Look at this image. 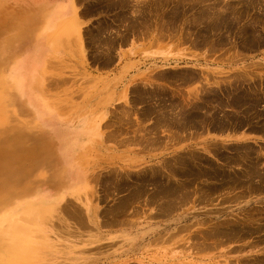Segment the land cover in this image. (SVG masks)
<instances>
[{"label": "rangeland", "instance_id": "rangeland-1", "mask_svg": "<svg viewBox=\"0 0 264 264\" xmlns=\"http://www.w3.org/2000/svg\"><path fill=\"white\" fill-rule=\"evenodd\" d=\"M263 93L264 0H0V218L44 204L37 264H264Z\"/></svg>", "mask_w": 264, "mask_h": 264}, {"label": "bare ground", "instance_id": "bare-ground-1", "mask_svg": "<svg viewBox=\"0 0 264 264\" xmlns=\"http://www.w3.org/2000/svg\"><path fill=\"white\" fill-rule=\"evenodd\" d=\"M60 39V38H59ZM252 75V74H251ZM243 80V79H242ZM243 82V81H242ZM248 91V88H247ZM245 94V93H244ZM264 94V93H263ZM243 96V95H242ZM257 96V95H256ZM262 97V96H261ZM247 98V97H246ZM254 99V98H253ZM264 99V98H263ZM245 100V98H244ZM262 100V99H261ZM246 101V100H245ZM264 101V100H263ZM244 103V102H243ZM249 103V102H248ZM260 104V103H259ZM250 106V105H249ZM240 109V108H239ZM256 111V110H255ZM250 112H252L250 110ZM241 113V112H240ZM241 115V114H240ZM245 116V115H244ZM260 116V115H259ZM258 119V118H257ZM1 121V119H0ZM263 121V120H262ZM218 123V122H217ZM247 123V122H246ZM262 123V122H261ZM258 124V123H257ZM248 127V125H247ZM254 131V130H253ZM252 131V132H253ZM264 134V133H263ZM215 147V146H214ZM246 148V147H245ZM251 148V146H250ZM264 148V147H263ZM242 149V148H241ZM255 151V150H253ZM240 153V152H239ZM238 153V155H239ZM256 153V152H255ZM248 154V153H247ZM257 154V153H256ZM179 155V154H178ZM187 155V154H186ZM254 155V154H253ZM259 155V154H258ZM239 157V156H238ZM188 158V157H187ZM244 158V157H243ZM242 158V159H243ZM256 158V157H255ZM194 159V158H193ZM175 160V159H174ZM244 160V159H243ZM262 160V159H261ZM194 161V160H193ZM192 161V162H193ZM198 161V160H197ZM251 162V160H249ZM179 162V161H178ZM199 162V161H198ZM227 162V161H226ZM245 162V161H244ZM248 163V162H247ZM260 163V162H259ZM225 164V163H224ZM228 164V163H227ZM239 164V163H237ZM173 165V164H172ZM254 165V164H253ZM259 165V164H258ZM257 165V167H258ZM159 166V165H158ZM168 166V165H167ZM175 164L173 165V167ZM177 166V165H176ZM207 166V165H206ZM212 166V164H211ZM241 166V165H240ZM244 166V165H243ZM247 166V165H246ZM263 166V165H262ZM179 167V165H178ZM232 167V166H231ZM172 168V167H171ZM176 168V167H174ZM213 168V167H212ZM226 168V167H225ZM237 168V167H236ZM161 169V167H160ZM178 169V168H177ZM211 169V168H210ZM150 170V169H149ZM212 170V169H211ZM231 170V169H230ZM264 170V169H263ZM164 171V170H163ZM228 171V170H227ZM241 171V170H240ZM255 171V170H254ZM151 172V171H150ZM249 172V171H248ZM262 172V171H258ZM264 172V171H263ZM161 173V172H160ZM228 173V172H227ZM170 174V173H169ZM168 174V175H169ZM162 175V174H161ZM160 175V176H161ZM167 175V174H166ZM170 176V175H169ZM176 176V175H175ZM247 176V175H246ZM183 177V176H182ZM203 177V176H202ZM205 178V177H204ZM243 178V177H242ZM256 178V177H255ZM253 178V179H255ZM259 178V177H258ZM167 179V178H166ZM245 179V178H244ZM131 180V179H130ZM201 180V179H200ZM207 181L206 179H204ZM16 181V179H14ZM204 181V182H205ZM4 182L0 177L1 183ZM166 182V181H165ZM254 182V181H253ZM130 183V182H129ZM142 183V182H141ZM249 183V182H247ZM246 183V184H247ZM142 185V184H141ZM234 185V184H233ZM242 185V184H241ZM248 185V184H247ZM10 186V185H9ZM8 186V187H9ZM145 186V185H144ZM13 187V184L9 187ZM135 187V186H134ZM195 187V186H194ZM237 187V186H236ZM221 188V187H220ZM240 188V187H239ZM260 188V187H259ZM1 189V188H0ZM194 189V188H193ZM192 189V191H193ZM211 189V188H210ZM214 189V188H213ZM255 189V188H254ZM258 189V188H257ZM181 190V189H180ZM219 190V189H218ZM241 191L240 189H238ZM246 190V189H245ZM253 190V189H252ZM149 191V190H148ZM248 191V190H247ZM172 192V191H171ZM182 192V191H181ZM214 192V191H213ZM212 192V194H213ZM260 192V191H259ZM177 193V192H176ZM200 193V192H199ZM252 193V192H251ZM147 194V193H146ZM167 194V192H166ZM175 194V193H174ZM191 194V193H190ZM178 195V194H177ZM195 195V194H194ZM202 196V195H201ZM204 196V195H203ZM207 196V195H206ZM211 196V195H209ZM241 196V195H240ZM247 196V195H246ZM156 197V196H155ZM167 197V196H166ZM160 198V197H159ZM169 198V196H168ZM210 198V197H209ZM238 197H236L237 200ZM241 198V197H240ZM2 195L0 200H2ZM160 200V199H159ZM179 200V198H178ZM183 200V199H182ZM235 200V199H234ZM146 201V200H145ZM157 201V200H156ZM176 201V200H175ZM202 201V200H201ZM194 202V201H193ZM167 203V202H166ZM170 203V202H169ZM168 204V203H167ZM31 208L21 212L19 215L11 217L9 215L2 216L0 218V264H37L38 260H41L43 249L48 246L47 237L41 232L40 228H29L30 224L35 219L42 217L44 213V204L35 202L29 203ZM121 206V205H120ZM127 207V206H126ZM174 207V206H173ZM88 210V206H85ZM174 209V208H173ZM47 209L46 212H49ZM168 211V210H166ZM74 212V211H73ZM76 212V211H75ZM246 212V211H245ZM248 212V210H247ZM77 213V212H76ZM165 213V212H164ZM168 213V212H167ZM253 213V212H252ZM47 214V213H46ZM246 214V213H245ZM74 215V213H73ZM168 215V214H167ZM263 215V214H262ZM109 216V215H108ZM258 216V215H257ZM76 217V216H75ZM244 217V216H243ZM81 219V217H79ZM78 218V219H79ZM104 218V217H103ZM253 218V217H252ZM40 219V218H39ZM96 218L91 222L95 223ZM247 220V219H246ZM79 221V220H78ZM254 221V220H253ZM38 222V221H37ZM90 222V223H91ZM82 223V222H81ZM202 223V222H201ZM264 223V222H262ZM191 224V223H190ZM215 224V223H214ZM251 224V223H250ZM37 225V224H36ZM239 226V225H238ZM260 226V225H259ZM207 228V227H206ZM186 229V228H185ZM221 230V229H220ZM261 230V229H260ZM259 230V232H260ZM230 231V230H229ZM262 231V230H261ZM240 232V231H239ZM240 235V234H239ZM236 236V235H235ZM240 238V236H238ZM204 238V237H203ZM237 238V237H236ZM243 238V237H242ZM201 243V242H200ZM202 244V243H201ZM204 245V244H203ZM202 246V245H201ZM215 246V245H214ZM263 253V252H262ZM239 263V262H237ZM249 263V262H248ZM240 264V263H239ZM253 264V263H252Z\"/></svg>", "mask_w": 264, "mask_h": 264}]
</instances>
